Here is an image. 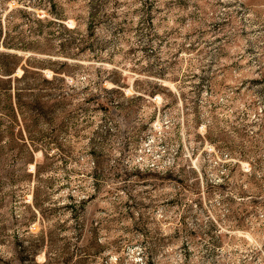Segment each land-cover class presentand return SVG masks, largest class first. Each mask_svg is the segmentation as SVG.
Returning a JSON list of instances; mask_svg holds the SVG:
<instances>
[{
    "label": "rangeland",
    "instance_id": "1",
    "mask_svg": "<svg viewBox=\"0 0 264 264\" xmlns=\"http://www.w3.org/2000/svg\"><path fill=\"white\" fill-rule=\"evenodd\" d=\"M0 25L66 94L0 97V264H264V0H0Z\"/></svg>",
    "mask_w": 264,
    "mask_h": 264
},
{
    "label": "trees",
    "instance_id": "2",
    "mask_svg": "<svg viewBox=\"0 0 264 264\" xmlns=\"http://www.w3.org/2000/svg\"><path fill=\"white\" fill-rule=\"evenodd\" d=\"M98 16L95 6L91 11L92 23ZM66 29L74 31L73 29ZM2 32V25H0V34ZM3 44L6 47L21 46L19 45L20 43H9L5 40ZM24 46L22 45V47ZM29 58L31 57H28L26 62L22 64V58L16 53L0 51V97H4L7 100L11 98V112H13L15 117L18 115L32 116L34 113L35 118L38 119L57 110L58 106L64 102L66 94L57 75L47 77L44 73L37 70L32 72L33 75L37 76L36 79L30 80ZM18 67L23 69L21 75L16 74ZM5 114L8 115L9 113L5 112ZM20 126L24 130L23 124ZM40 150L43 151V149ZM40 169L41 164H36L37 174H39ZM33 200L35 207L41 212V203L36 192H34Z\"/></svg>",
    "mask_w": 264,
    "mask_h": 264
}]
</instances>
